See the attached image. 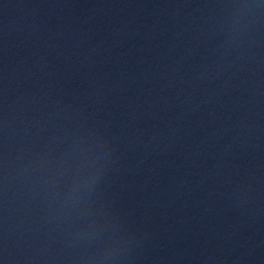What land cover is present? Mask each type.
<instances>
[{"label": "water", "instance_id": "95a60500", "mask_svg": "<svg viewBox=\"0 0 264 264\" xmlns=\"http://www.w3.org/2000/svg\"><path fill=\"white\" fill-rule=\"evenodd\" d=\"M84 0H0V264H22Z\"/></svg>", "mask_w": 264, "mask_h": 264}]
</instances>
